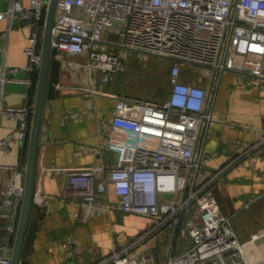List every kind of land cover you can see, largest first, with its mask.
<instances>
[{
  "label": "built area",
  "instance_id": "2783aa9c",
  "mask_svg": "<svg viewBox=\"0 0 264 264\" xmlns=\"http://www.w3.org/2000/svg\"><path fill=\"white\" fill-rule=\"evenodd\" d=\"M47 2L9 0L0 10V21L18 19L31 27ZM117 22L120 39L113 46L169 59L171 87L161 102L102 87L83 88L114 99L111 124L131 139L123 144L119 163L66 167L65 193L89 205L112 206L153 220L149 229L94 264H155L151 253L136 249L171 222H181V233L190 243L169 254L165 264H264V229L239 239L211 190L227 166L200 176L215 77L233 71L264 80V0H58L52 46L58 57L85 54L87 66L108 83L123 66L118 53L102 46V33ZM24 51L31 64H38L34 32ZM183 65L193 71L201 68L196 75L200 80L210 71L211 89L196 79L183 80ZM0 112L16 121L15 130L0 139V148L7 149L9 140L24 138L28 111L26 106L0 104ZM147 138L155 143L145 142ZM22 194L23 181L14 178L0 195V218L11 219L0 243V264H10L9 235L16 227Z\"/></svg>",
  "mask_w": 264,
  "mask_h": 264
},
{
  "label": "crops",
  "instance_id": "0c3cea01",
  "mask_svg": "<svg viewBox=\"0 0 264 264\" xmlns=\"http://www.w3.org/2000/svg\"><path fill=\"white\" fill-rule=\"evenodd\" d=\"M8 4L9 0H0V10L6 9ZM119 25L117 22L102 33L105 49L115 50L112 43L120 39ZM31 32V27L18 19L0 21L1 105L27 107L29 79L25 67L28 55L24 48ZM59 56L63 61L58 84L60 94L46 100L43 109L35 194L42 198L40 206L44 214L39 221L29 262L94 264L113 248L124 245L149 229L152 219L125 213L112 206L89 205L70 197L65 193V168L100 162L119 163L121 149L126 142L122 137L126 132L111 124L114 99L83 88L102 87L120 94H132L127 93L120 81L125 70L115 74L112 81L102 83L100 72L91 70L85 63V54L61 53ZM167 62L165 65L171 63ZM188 69L191 75L184 78L181 74V78L188 81L196 79L209 91L212 73L205 71L208 77L205 75L200 80L196 78L198 73ZM169 73L168 66L163 97L146 100L161 102L165 99L171 87ZM211 93L213 118L203 145L200 176L203 178L227 166L212 183L211 190L223 212L230 216L233 231L243 240L264 229V80L223 71L215 77ZM15 127L16 121L0 112V139H4ZM127 137L131 139L129 133ZM145 142L155 143V140L147 138ZM251 146L254 147L246 152ZM20 148L21 141L17 138L8 141L7 149L0 148V195L12 179L23 181V171L18 168ZM106 174L107 171H104ZM109 198L115 199L111 189ZM183 218L181 216V221ZM10 221V218H0V243L7 234L6 225ZM247 221L252 223L245 227ZM179 226L181 222L179 225L171 222L159 230L173 231L169 254L185 249L190 243ZM151 255L155 264H165L167 256L161 257L156 250Z\"/></svg>",
  "mask_w": 264,
  "mask_h": 264
},
{
  "label": "water",
  "instance_id": "95a60500",
  "mask_svg": "<svg viewBox=\"0 0 264 264\" xmlns=\"http://www.w3.org/2000/svg\"><path fill=\"white\" fill-rule=\"evenodd\" d=\"M57 4L58 0H48L31 25V31L35 33V53L39 55V62L31 64L28 56V64H31V68L26 71L29 79L26 89L29 127L21 140L18 168L23 171V194L15 230L9 235L10 264H30L29 256L33 250L39 221L44 214L40 206L42 198L35 194V173L44 104L46 100L60 94L58 84L63 61L57 56V48L51 43Z\"/></svg>",
  "mask_w": 264,
  "mask_h": 264
},
{
  "label": "rangeland",
  "instance_id": "374dc122",
  "mask_svg": "<svg viewBox=\"0 0 264 264\" xmlns=\"http://www.w3.org/2000/svg\"><path fill=\"white\" fill-rule=\"evenodd\" d=\"M114 51L121 56L123 71L120 81L125 85L127 93L150 100H160L163 97L162 90L167 87L165 84L166 72L170 64H166L168 59L137 50L121 48L114 45ZM162 60L165 62L162 63ZM168 63V62H167ZM194 73L202 72L201 68H195ZM182 74L189 75L190 70L182 67ZM204 73V72H203ZM154 84H156L154 86ZM156 87V90L154 88ZM123 134V133H122ZM123 139L128 141L127 133L123 134ZM151 223L148 226H151ZM245 224V222L243 221ZM252 222L247 221V226ZM147 226V227H148ZM173 231H159L151 234L136 250L153 253L157 251L161 257L171 253L170 241ZM10 253V251H7Z\"/></svg>",
  "mask_w": 264,
  "mask_h": 264
},
{
  "label": "trees",
  "instance_id": "16d2710c",
  "mask_svg": "<svg viewBox=\"0 0 264 264\" xmlns=\"http://www.w3.org/2000/svg\"><path fill=\"white\" fill-rule=\"evenodd\" d=\"M167 59V58H166ZM169 60V59H168ZM170 61V60H169ZM171 64V63H170ZM184 66V65H183ZM182 66V67H183ZM182 67H181V74H182ZM170 68H171V65H170ZM184 68H187L188 69V67L187 66H184ZM189 75H191V72H189ZM189 75H187V74H184V78H186V77H189ZM185 80V79H184ZM185 81H188V80H185Z\"/></svg>",
  "mask_w": 264,
  "mask_h": 264
}]
</instances>
